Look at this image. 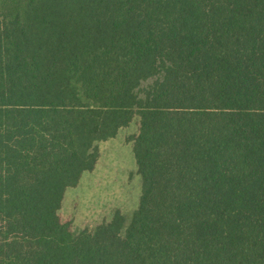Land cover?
Wrapping results in <instances>:
<instances>
[{
	"label": "trees",
	"instance_id": "1",
	"mask_svg": "<svg viewBox=\"0 0 264 264\" xmlns=\"http://www.w3.org/2000/svg\"><path fill=\"white\" fill-rule=\"evenodd\" d=\"M134 117L129 224L71 231ZM0 264H264V0L0 2Z\"/></svg>",
	"mask_w": 264,
	"mask_h": 264
},
{
	"label": "rangeland",
	"instance_id": "2",
	"mask_svg": "<svg viewBox=\"0 0 264 264\" xmlns=\"http://www.w3.org/2000/svg\"><path fill=\"white\" fill-rule=\"evenodd\" d=\"M4 12L24 9V0H0ZM138 117L119 129L113 138L96 144L98 159L92 170L84 171L75 186L68 187L63 196L59 216L71 231L78 233L108 222L115 211L124 218L122 233L136 209L141 192L132 150L131 136L138 132Z\"/></svg>",
	"mask_w": 264,
	"mask_h": 264
}]
</instances>
